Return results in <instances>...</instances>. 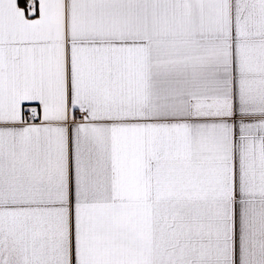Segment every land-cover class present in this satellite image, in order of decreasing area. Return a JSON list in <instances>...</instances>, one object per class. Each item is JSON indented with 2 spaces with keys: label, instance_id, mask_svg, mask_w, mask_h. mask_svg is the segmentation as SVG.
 <instances>
[{
  "label": "snow or ice",
  "instance_id": "6c2138e0",
  "mask_svg": "<svg viewBox=\"0 0 264 264\" xmlns=\"http://www.w3.org/2000/svg\"><path fill=\"white\" fill-rule=\"evenodd\" d=\"M0 264H264V0H0Z\"/></svg>",
  "mask_w": 264,
  "mask_h": 264
}]
</instances>
